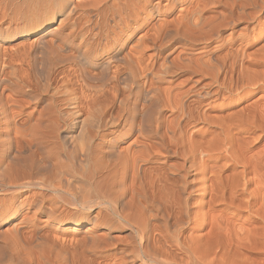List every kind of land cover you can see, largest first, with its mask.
<instances>
[{
	"label": "bare ground",
	"instance_id": "bare-ground-1",
	"mask_svg": "<svg viewBox=\"0 0 264 264\" xmlns=\"http://www.w3.org/2000/svg\"><path fill=\"white\" fill-rule=\"evenodd\" d=\"M79 1L0 0V226L5 201L34 187L130 222L114 195L134 166L146 203L165 217L143 247L149 264H212L230 245L240 250L232 249L236 262L256 249L249 264H264V0L196 1L224 8L203 24L202 43L245 26L206 61L216 70L212 89L187 101L167 78L207 73L170 59L184 39L186 24L170 19L179 0ZM31 103L39 108L27 128L17 117ZM165 110L179 113L169 152ZM160 152L193 173L192 199L183 195L186 175L150 161ZM8 259L0 241V264Z\"/></svg>",
	"mask_w": 264,
	"mask_h": 264
},
{
	"label": "rangeland",
	"instance_id": "rangeland-1",
	"mask_svg": "<svg viewBox=\"0 0 264 264\" xmlns=\"http://www.w3.org/2000/svg\"><path fill=\"white\" fill-rule=\"evenodd\" d=\"M196 1L200 0H179L172 8L170 17V19L175 18L176 21L178 19L179 24L176 25H179L180 29L183 23L186 24L182 26H185V29L182 28L184 30L185 40L183 39L176 46L170 59L178 61L181 58V61L186 62L187 60L186 63L192 61L194 65H197V68L199 66L200 70L207 73V76L204 77L201 75L189 76V74L182 73L167 78L169 82L165 83L164 86H170L173 91L182 93L181 100L183 99V101H187L194 92L204 93L212 89L211 78L216 74V70L213 67L211 68L206 61L216 56L219 53L220 46L228 39L239 37L241 29L245 26V24L241 23L231 29L223 30L220 32L218 39L208 43H202L199 39L208 31V28L203 24L206 25L210 18L217 17L219 13L224 11V8H218L209 4L202 5L201 2ZM225 1L232 3L234 0ZM158 18L159 16L155 17L150 22L149 27ZM160 18L164 21V17ZM201 27L203 28L201 29ZM19 30H21L20 27L16 29V31ZM167 65V61L164 63L163 59L158 60L157 66L160 67V70H163L161 66L165 68ZM38 108L39 105L35 103L29 104L22 111V115H24H20L17 119L19 118L21 122V119L26 118L28 119L27 128L29 125V127L33 126L34 115L36 116V112L34 111H37ZM162 118L163 125L161 132L166 146V151L164 152H169L172 150L169 144L174 138V130L177 125L179 113L165 110L162 112ZM164 132H167L166 136ZM131 142L132 138L126 139L123 143H119V146L124 149ZM143 143H138L134 146V149L144 150ZM253 146L254 150H261L262 142L259 144L256 143ZM164 152L153 154L150 157V161L156 164L158 163V165L160 164L165 168L167 167L169 170L176 172V174L178 173V175H186L183 195L186 198L190 197L192 199L193 195L190 194V189L193 184H191L193 173L188 172L187 169L177 170L176 168L182 164V159L170 155L166 156ZM132 168L129 167L124 172L123 183H121V187H118L114 195L116 201L115 207L125 208L128 213V220H131L130 222L121 219L119 216L117 217L111 211H107L104 208L105 206L100 205L101 207H97L91 202L96 207L92 206V209L91 207L89 209L86 203L82 204L81 201L80 203L78 200H71L69 199L71 198L70 196L68 198L67 195L53 193L49 190L45 191V189L41 190L37 187H34V189L31 188L33 191L29 189L25 192V195L20 196L14 193V198L8 197L9 194H7L6 198L10 199L5 201V205L10 210L8 215L1 220L0 241L4 246L6 256L9 258L8 260L10 262H8L11 264H149L144 248L151 241L148 239H152L153 237L154 232L150 233V229L154 226L163 225L165 223V217L157 207L155 208V206L153 207L146 203L141 185L134 174L135 167L133 166ZM38 178L43 180L42 177ZM31 192L35 195H32ZM26 196H28L25 199L27 201H24L23 197ZM13 201L14 204H12ZM73 224L79 225L77 233H68L66 228ZM170 233L174 234V229H171ZM229 247V250H231L227 251L226 254L228 256L232 253V249H236L232 248L233 246L231 247V245ZM252 250L254 252L251 250H246V252H244L245 250L242 251V254L245 253L246 255L238 258V262L235 259L237 257H234L240 252V250L237 252V249L236 252L238 254L235 253L233 255L232 253L230 256L233 258L231 257L229 260L228 256L224 258L225 252L224 254L222 252L220 254H223V258H218V254L216 255L217 258L214 257V260L213 257L210 258L211 255L208 258L211 259L212 264H239V260H243V257L246 256L245 260L247 259V264L248 260H251L248 258L250 256L252 257L256 252V249ZM245 260H243L244 262L242 261L244 264ZM208 262L210 263V260ZM242 262L241 264H243ZM249 262L251 263V261Z\"/></svg>",
	"mask_w": 264,
	"mask_h": 264
}]
</instances>
